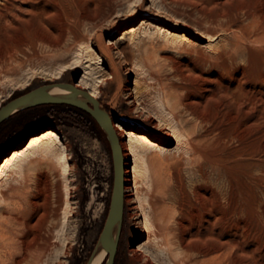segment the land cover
Instances as JSON below:
<instances>
[{
    "label": "rangeland",
    "instance_id": "374dc122",
    "mask_svg": "<svg viewBox=\"0 0 264 264\" xmlns=\"http://www.w3.org/2000/svg\"><path fill=\"white\" fill-rule=\"evenodd\" d=\"M11 1L0 18V105L89 73L87 88L103 83L98 99L116 122L161 143L143 159L137 197L125 174L130 190L114 264H131L140 241L134 221L143 225L141 206L154 222V205L177 235L192 238L193 257L215 249L206 264H264V0ZM97 36L116 41L112 58L133 89L129 99L116 94ZM56 105L14 114L8 134L0 129L1 156L50 126L70 165L64 174L43 145L0 179V264H86L97 244L113 183L109 143L85 112Z\"/></svg>",
    "mask_w": 264,
    "mask_h": 264
},
{
    "label": "bare ground",
    "instance_id": "6f19581e",
    "mask_svg": "<svg viewBox=\"0 0 264 264\" xmlns=\"http://www.w3.org/2000/svg\"><path fill=\"white\" fill-rule=\"evenodd\" d=\"M5 2H6L5 4H2L3 6H0V18H5L6 17L7 10H8L7 2L8 3L10 2L9 4L12 3L11 0H6ZM75 30L76 29L73 28V29H71V32L76 37H79V35L75 32ZM117 30L118 29H116V31ZM165 32H167V30ZM175 35L177 37H179L180 39H182V40H185L187 38L185 33H182V32L181 33H175ZM99 37H98V41L97 42H98V46H99L101 52L103 54L107 55L110 58V60H111V61L109 60L111 62V65H110V69H109V73H108V78H111V79L116 81V83H117L116 94L124 93L125 94V98L129 99L131 97V93L133 92V89L131 91L129 89V87H127V85H125L122 72L119 69V67L116 65V63L114 62L115 60L113 61V58H112V53H111L112 52L111 51L112 47H111V45L115 44L116 41L108 39V43H106V42H104L101 39L102 36H99ZM179 38H176V39H179ZM185 41H187V40H185ZM114 51H115V49H114ZM76 61L79 62V60H76ZM76 63H75L74 67L80 66V64H76ZM263 63H264V60H263ZM81 64H82V62H81ZM71 65H72V63H71ZM123 67H125V65ZM70 68H71V66H70ZM61 70H63V69H61ZM90 71H92V70L90 69ZM98 71L96 73H99ZM87 72L88 71H86L85 74H87ZM92 72H94V71H92ZM87 75H89V73ZM87 75L85 76L83 74L80 77L79 80H76L75 82H73V85L76 88H78V89L87 90L91 96H93L94 98L99 100L97 93H98V91H99V89H100V87L102 86L103 83H98L96 87H94V86L91 87L90 86V88L89 87L87 88V84L90 85L91 83H93L92 81L90 83L87 82V77H88ZM90 77H93V76H91V74H90ZM98 79H100V78H98ZM104 80H105V78H104ZM99 81L96 80V82H99ZM68 93H69L68 90L60 88V87H57V86H54V87L50 88L48 90V92H47V94H49V95H63V94H68ZM78 98H81V97L78 96ZM135 98H136V91H134L133 98L128 100L127 103H130ZM159 121L162 122L163 120L160 119ZM113 129L115 130V133L117 134V136L119 138V142H120V145H121V148H122L123 156L125 155V156H128V157L129 156L132 157V159H131V161L129 163H124L125 166L128 164L127 166L131 168V169H129V168L128 169H124V181L125 182H129V180H130L129 177L127 178L125 176V174L126 175H132L131 179H133V182H131V183L133 184L132 187L134 188L133 189L134 192L132 194H134L137 197V186H139V185L136 184V177L142 171H145L146 167L144 166L145 164L143 163L146 160L145 158H148V159L152 158L148 154V150L150 151L151 148L156 149L155 147H158L159 144H161V143L160 142L157 143L152 137H150L145 132L135 131L134 129H131V128H123V126L119 122H116V121H115V123H113ZM172 134H173V132H172ZM179 136H177V137L179 138ZM120 137L122 138V140L120 139ZM177 137L175 136L176 139H178ZM43 145H44L45 150L47 152H52L53 151L55 153L54 154V160H55L54 162L56 163V165H58L57 167H59V169L64 174H66L68 172V169H69V166H70L69 162H68V158H67V156L65 154V148L66 147L63 144L59 134L55 131V129H53V128H51L49 126L45 130L41 131L39 134H35V133L32 134L29 137V139H28L26 144H23V142H22V144L20 146L13 147V150L9 154H6V156L2 159V161L0 163V179L5 175V173H6V171L8 169L14 167L19 162H22L23 160L27 159L29 156H33L37 152L38 148L40 146H43ZM54 149L58 150V152L56 151L57 152L56 153L54 151ZM143 159H145V160H143ZM140 160L142 162L141 163L142 166L140 165V167H139ZM131 163H132V166H131ZM157 186L158 185H156V189L158 188ZM124 190H125V193H127L130 190L129 186L128 187L127 186L124 187ZM160 190H162V189H160ZM160 192L161 191L156 193V191L154 189V193L159 194ZM6 193H8V192H6ZM162 193H164V191ZM162 193H160V195ZM8 194H10V193H8ZM156 194H154V195H156ZM148 195H151L150 192H149ZM163 196H165V195H163ZM66 197H68L67 188L65 189V201H66V203H68ZM157 198H155V199H157ZM215 198L217 199V197H215ZM152 201H153V199H152ZM211 201H212V199H211ZM0 206H1V204H0ZM211 208L209 207V209H211ZM250 208H252V207H249V209ZM167 209H168V207H167ZM154 210H155V221L151 222L152 220L150 221L149 218H147V215L145 214L143 207L140 206V211H141L140 215L144 217V222L142 221L143 225L140 226V221L139 220L134 221V230L133 231L136 234L135 238L140 240V241L136 243V246L134 248L130 249L129 262L131 264H206V263H208V258L206 256L209 255L212 252V250L214 251L215 249H213L211 247L212 250L210 249V250H205L204 252H200V254L204 256V257L202 256L203 258L193 257L192 256L193 252H192V255H191V252H190L191 247L189 245V242L192 241L191 240L192 238H190V240L188 241L185 236L177 235L176 230L173 229L175 226L171 228V226L168 225L167 221H169V219H167V218H169V217H167L168 214H165L166 211L164 210L162 205H154ZM65 218H66V215L64 214L63 215V220ZM176 223H178V222H176ZM193 243L196 244L197 242L193 241ZM223 243H225V242H223ZM196 245H198V243ZM209 247H210V245H209ZM218 250L222 251V249H219V248H218ZM216 254H217V251H216ZM216 254H215V256H216ZM106 257H107L106 250L104 248H102V247H98L94 251V253H93V255H92V257H91V259L89 261V264H103L105 259H106ZM218 262H219V260H218ZM212 263H213V260H212ZM216 263H217V261H216Z\"/></svg>",
    "mask_w": 264,
    "mask_h": 264
},
{
    "label": "water",
    "instance_id": "95a60500",
    "mask_svg": "<svg viewBox=\"0 0 264 264\" xmlns=\"http://www.w3.org/2000/svg\"><path fill=\"white\" fill-rule=\"evenodd\" d=\"M54 86L66 89L69 93L63 95L47 94L48 90ZM78 96L81 98H78ZM52 104L69 105L85 112L98 124L109 143L113 164L112 191L107 214L100 230L97 244L86 264H89L94 251L98 247L104 248L107 252V257L103 264H114L124 215L125 158L119 138L113 129L115 120L111 117L109 112L102 107L100 101L91 96L87 90L78 89L71 83L54 82L27 89L23 93L9 98L4 104L0 105V124L20 111L41 105ZM45 129L46 128L38 130L35 134H39ZM31 135L32 134H27L25 136L23 144L27 143ZM6 150L7 154H9L13 150V147H9ZM5 156L6 154L0 156V163Z\"/></svg>",
    "mask_w": 264,
    "mask_h": 264
},
{
    "label": "trees",
    "instance_id": "16d2710c",
    "mask_svg": "<svg viewBox=\"0 0 264 264\" xmlns=\"http://www.w3.org/2000/svg\"><path fill=\"white\" fill-rule=\"evenodd\" d=\"M55 106H61V105H56V104H52V105H41L39 107H48V108H54ZM66 108H72V106H69V105H62ZM70 115L82 120L83 117L78 115V114H75L74 112H69ZM85 121V120H84ZM91 121L96 125V128L98 129L99 133H98V136L101 138L103 137V131L101 130V128L98 126V124L91 118Z\"/></svg>",
    "mask_w": 264,
    "mask_h": 264
},
{
    "label": "flooded vegetation",
    "instance_id": "af4514ba",
    "mask_svg": "<svg viewBox=\"0 0 264 264\" xmlns=\"http://www.w3.org/2000/svg\"><path fill=\"white\" fill-rule=\"evenodd\" d=\"M35 108H39V106H37V107H35ZM28 110H31V109H27V110L20 111V112H18L17 114H15V117L18 116L19 114L24 113L25 111H28ZM22 120H23V118L20 117V118H19V121H18L16 124H14V125L11 126V130H12L13 132H15V131L18 129L17 126H18L20 123H22ZM5 125H6V120L3 121V122L0 124V129H2V131H1V135H5L6 133L8 134V131H9V130H7V131H4V130H3V129L5 128Z\"/></svg>",
    "mask_w": 264,
    "mask_h": 264
}]
</instances>
